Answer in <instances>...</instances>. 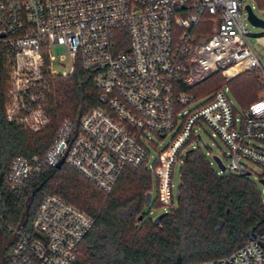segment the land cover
<instances>
[{
	"label": "built area",
	"instance_id": "1",
	"mask_svg": "<svg viewBox=\"0 0 264 264\" xmlns=\"http://www.w3.org/2000/svg\"><path fill=\"white\" fill-rule=\"evenodd\" d=\"M246 1L0 0L8 121L42 130L50 119L38 97L44 74L70 76L77 64L92 74L101 100L77 126L64 120L44 154L13 157L7 185L20 187L64 162L109 193L127 168L146 166L168 209L175 203L174 165L195 148L200 123L227 148L218 174L250 175L247 161L261 168L264 179V95L238 112L224 85L202 96L182 90L213 73L232 78L259 66L243 23ZM170 133L168 146L147 166L148 147ZM93 225L88 213L46 194L30 231L11 228L6 264H74ZM200 264H264V233Z\"/></svg>",
	"mask_w": 264,
	"mask_h": 264
},
{
	"label": "trees",
	"instance_id": "2",
	"mask_svg": "<svg viewBox=\"0 0 264 264\" xmlns=\"http://www.w3.org/2000/svg\"><path fill=\"white\" fill-rule=\"evenodd\" d=\"M257 3L264 7V0ZM4 70L1 62L0 245L5 240V246H0V264L7 262L11 228H18L26 204L29 209L20 228L28 232L46 194L62 197L94 219L74 264H200L228 256L250 235L264 233V199L256 183L242 174H218L199 147L186 149L179 196L157 223L144 211L155 182L145 166L127 168L109 193L64 162L33 174L20 187H9L5 174L13 157L44 154L64 120L77 126L101 100L92 74L79 64L70 76L44 74L38 97L50 119L42 130L31 131L6 119ZM260 70L255 67L232 78L213 73L182 90L202 96L226 84L238 103L235 110L241 112L264 92ZM156 205L161 206L158 197Z\"/></svg>",
	"mask_w": 264,
	"mask_h": 264
},
{
	"label": "rangeland",
	"instance_id": "3",
	"mask_svg": "<svg viewBox=\"0 0 264 264\" xmlns=\"http://www.w3.org/2000/svg\"><path fill=\"white\" fill-rule=\"evenodd\" d=\"M246 4H248L250 7H252L253 13L258 16L259 18L264 20V7L260 6L256 0H247ZM243 23L248 31V43L252 47L253 51L257 55H263L264 57V30L261 28L253 26L247 19L246 12L243 14ZM260 68V66H258ZM262 67L260 68L259 76H261V79L264 83V61H262ZM54 68L58 70H62V67L59 66L56 62L54 63ZM228 88V86L225 84L223 88ZM264 92L261 93L263 95ZM228 95L234 102V107L239 108L237 101L235 100L232 92L228 88ZM195 134H199L200 138L193 139L192 144L196 147H199L200 150L203 152L207 160L211 163L212 167L215 171H219V167L214 160V157H218L221 161L225 162L227 159V148L224 145V143L220 140L219 137L214 136L213 132L205 126V124L200 123L199 126L194 127ZM173 137V133H170L165 139H154L153 142L156 144L155 146H149L148 150L150 152V160L147 163V166L151 165L159 153L168 146L170 140ZM191 144V145H192ZM183 157L179 158L177 162L174 165L173 168V177H172V189L174 193L178 191L179 186V179H180V173H181V166L183 164L182 162ZM243 163L251 169L252 173L248 175L247 177L256 183L257 187L260 189L261 193L263 190L262 185L259 183V179L262 178V170L259 166L256 164H253L251 162L243 161ZM146 167V166H145ZM149 193L151 194V201L149 204H147L144 207L145 213L150 218H156L159 214L167 211L168 209L164 206L156 205L154 206V203L157 200V187L155 182H152L151 188ZM263 194V193H262ZM2 248L5 246V240L1 241Z\"/></svg>",
	"mask_w": 264,
	"mask_h": 264
},
{
	"label": "water",
	"instance_id": "4",
	"mask_svg": "<svg viewBox=\"0 0 264 264\" xmlns=\"http://www.w3.org/2000/svg\"><path fill=\"white\" fill-rule=\"evenodd\" d=\"M245 11H246V15H247V19H248V21H249L253 26L258 27V28H261L262 30H264V20L261 19V18H259L258 16H256V15L253 13V11H252V9H251V7H250L249 5H246V6H245ZM186 153H187V151L185 152V155H186ZM214 160L216 161V163H217L219 169L223 170V166H222V164H221V162H220V159H219L218 157L215 156V157H214ZM242 175H243V176H248L249 173H243ZM259 183H260V184L262 185V187H263L262 193H263V197H264V179H263V178L259 179ZM33 195H34V193L31 194V196L29 197V199H31V198L33 197ZM178 196H179V193L176 192V193H175V199H177ZM150 200H151V194L148 193V194H147V204L150 202ZM28 209H29V204L27 203L26 206H25V209H24V211H23V213H22L21 220H20V224L18 225V228H20L21 225L24 223V219H25V217H26V215H27ZM163 214H164V212L161 213V214H159L156 218H154V221L157 223L158 220H159V218H160ZM254 238H255L254 235H250V239H254Z\"/></svg>",
	"mask_w": 264,
	"mask_h": 264
},
{
	"label": "crops",
	"instance_id": "5",
	"mask_svg": "<svg viewBox=\"0 0 264 264\" xmlns=\"http://www.w3.org/2000/svg\"><path fill=\"white\" fill-rule=\"evenodd\" d=\"M257 55V54H256ZM258 56V59H259V66H260V68H263L262 67V61H264V57H263V55H257ZM260 78H261V76H259ZM262 79V78H261ZM263 80V79H262ZM264 95V94H263ZM263 95H259V97H261V96H263Z\"/></svg>",
	"mask_w": 264,
	"mask_h": 264
},
{
	"label": "bare ground",
	"instance_id": "6",
	"mask_svg": "<svg viewBox=\"0 0 264 264\" xmlns=\"http://www.w3.org/2000/svg\"><path fill=\"white\" fill-rule=\"evenodd\" d=\"M241 67H237L236 70H240Z\"/></svg>",
	"mask_w": 264,
	"mask_h": 264
}]
</instances>
